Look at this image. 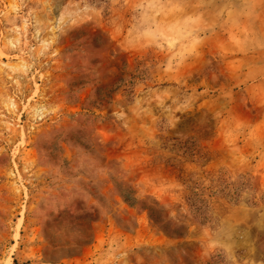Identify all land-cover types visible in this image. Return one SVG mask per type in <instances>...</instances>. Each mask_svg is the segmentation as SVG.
Instances as JSON below:
<instances>
[{"label": "rangeland", "instance_id": "1", "mask_svg": "<svg viewBox=\"0 0 264 264\" xmlns=\"http://www.w3.org/2000/svg\"><path fill=\"white\" fill-rule=\"evenodd\" d=\"M60 3L0 0V264H264V0Z\"/></svg>", "mask_w": 264, "mask_h": 264}, {"label": "trees", "instance_id": "2", "mask_svg": "<svg viewBox=\"0 0 264 264\" xmlns=\"http://www.w3.org/2000/svg\"><path fill=\"white\" fill-rule=\"evenodd\" d=\"M230 177H210L208 183L203 182L188 188V194L185 200L195 218L201 223H207L209 220L208 207L213 198L228 196L231 200H238L241 191L244 189V183L231 181ZM152 208H148L150 219L163 231L167 236H181L183 225L180 224L179 218L166 221L161 216L158 217Z\"/></svg>", "mask_w": 264, "mask_h": 264}, {"label": "snow or ice", "instance_id": "3", "mask_svg": "<svg viewBox=\"0 0 264 264\" xmlns=\"http://www.w3.org/2000/svg\"><path fill=\"white\" fill-rule=\"evenodd\" d=\"M62 6V4L60 3V0H57V13L59 11V8Z\"/></svg>", "mask_w": 264, "mask_h": 264}]
</instances>
